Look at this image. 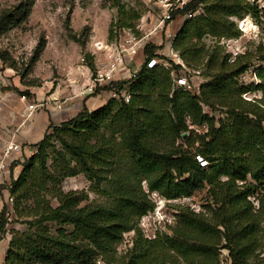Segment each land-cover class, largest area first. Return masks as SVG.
Here are the masks:
<instances>
[{"label":"trees","instance_id":"trees-1","mask_svg":"<svg viewBox=\"0 0 264 264\" xmlns=\"http://www.w3.org/2000/svg\"><path fill=\"white\" fill-rule=\"evenodd\" d=\"M200 5L204 14L185 21L173 40L174 49L186 62V54L194 51V39L206 33L239 35L228 17L240 18L248 12L258 17L257 6L244 0H194L185 12ZM116 6L123 14V6ZM137 18L134 13L121 20V25L132 28L128 21ZM17 23L12 17H3L0 30ZM155 50V45L146 44L137 72L127 81H113L108 86L118 95L126 87L128 102L122 96L110 98L101 108L89 111L83 106L75 116L50 124L52 134H44L36 144L37 152L25 159L19 176L11 180L10 193L16 198V214L26 212L32 219L26 221V231L13 233L3 264H95L99 257L105 264H180L179 257L184 264H215L222 240L229 264H249L250 258L258 256V249L264 254V198H259L256 210L248 199L264 190V66L257 71L261 100L246 101L241 97L245 88L236 82L247 70L246 64L237 57L228 63L226 55L218 57L214 50L206 60V68L214 72L195 95L174 85L170 72L178 66L147 67L157 57ZM261 60L264 62V56ZM114 84L118 88L111 89ZM201 103L210 110L224 109L226 119L216 121L204 114ZM187 120L192 125L204 124L207 130L203 135L185 136L184 144H176L188 131ZM51 136L62 149L52 157L53 164L61 165L59 178L83 172L108 202L79 206L80 198L60 190L56 206L39 198L29 183L37 171L46 174ZM71 161L74 167H70ZM123 161L128 165L125 168ZM124 169L125 174L119 175ZM131 180L135 185H130ZM205 186L206 212L179 208L171 234L152 240L143 237L137 223L154 208L150 193L178 199ZM28 199L33 200L32 205L25 207ZM5 210L4 206L0 211V240L5 232ZM132 230L136 235L127 256L115 258L123 233Z\"/></svg>","mask_w":264,"mask_h":264},{"label":"rangeland","instance_id":"rangeland-1","mask_svg":"<svg viewBox=\"0 0 264 264\" xmlns=\"http://www.w3.org/2000/svg\"><path fill=\"white\" fill-rule=\"evenodd\" d=\"M244 1L249 5H255L256 2V0ZM116 4L123 6V14L119 13ZM152 6L153 0H0V19L12 17L18 20L17 25H11L4 31L0 30V211L4 206L6 208L5 232L1 233L0 240L6 250L4 254L0 251V264L4 262L13 233L26 231V221L32 219L25 215L26 212L21 216L16 214V198L10 193V184L12 179L15 180L19 176L25 159L37 152L36 144L42 138L35 144L18 142L17 138L21 128L32 120L31 118L38 110L48 105L56 108V104H63L66 100L72 101L74 98H82L84 101L88 97L95 96L99 90L108 89L109 85L99 86L93 89V92L89 88L90 77L102 64L106 50H98L96 44L100 42L109 48L119 35L123 36L128 30H134L141 16L147 12L148 7ZM134 13L138 14V18L128 21L134 26L132 28L122 26L121 20H126ZM187 13L174 18L166 26V30L155 32L147 38L148 43L146 44L156 46L158 66L167 69L173 68V65L178 66L177 69H171L172 81L175 77H184L194 87V94L199 95L200 86L208 82L209 74L214 72L206 68L207 56L217 47L215 51L218 57L226 55L228 63L234 62L237 57L239 62L246 64L247 70L236 79L237 86L245 88L246 91L241 94L244 100L258 103L263 96L262 92L257 89L260 84L257 71L264 66L261 60L264 56V18L254 17L249 12L242 13L240 18L228 17L234 22L239 35L227 37L225 35L212 36L206 33L199 39H194L192 41L195 45L194 51L186 54L188 60L186 62L181 52L174 49L173 43L171 46L170 37L167 38L164 32L168 30L177 35L185 21L204 14V6L200 5L193 10L194 15L191 17L187 16ZM241 18H251L257 27L249 26L251 28L249 34L241 32L235 23L236 19ZM243 55L245 58H241ZM137 59H140L142 64L143 52H139ZM136 63H139V60ZM119 82L124 81L119 80ZM110 88H118V85L114 84ZM196 89H198L197 92ZM53 93L56 95L51 97ZM118 93L119 95L115 93L116 95H111L110 98L118 99L124 93L128 95L127 88L124 87ZM22 95H25L28 101H44L45 104L40 106L36 112L28 115L26 102L21 99ZM101 107L96 108L94 105L89 111ZM201 107L204 114L213 116L216 121L226 119L224 109L210 110L202 103ZM187 126L186 137L203 135L207 130L204 124L192 125L188 120ZM52 131V128L48 127L45 134H52ZM185 136L182 134L176 140V144H184L182 139ZM12 141L21 144V148L6 153V146ZM49 146L45 164L46 174L42 175L40 171H37L33 181L29 183L34 192L39 194L41 200L44 198L52 206H56L55 196L60 190L80 198L79 206L108 202V198L92 187L83 172L60 179L58 173L61 167L60 162L57 163L60 165L58 169L59 165L53 164L52 157L62 150L61 145L56 137L51 136ZM62 153L65 152L62 151ZM197 160L200 158L197 157ZM123 165L124 168L128 166L126 161H123ZM74 166L75 162L71 161L70 167ZM125 170H120L118 174L124 175ZM135 183L133 180L130 181V185H135ZM141 187L147 192L144 181L141 182ZM206 190L205 186L190 197L169 200L156 192L150 193L149 199L154 204V208L139 218L137 223L143 237L152 240L158 235L171 234V229L177 226L176 214L179 208L188 207L195 213L206 212L203 207L208 202ZM259 198H264V190H261L258 195L248 197L255 210L259 207ZM32 201L28 199L24 206H31ZM49 226L52 231L55 230L53 224ZM135 235L133 230L123 233L121 242L115 248V258L120 260L125 257V254L127 256ZM261 243L263 244L264 241ZM224 244L222 240L216 249L215 264H229L228 250L222 247ZM256 254H258L257 257L249 259V264H264L263 250L258 249ZM178 261L184 264L180 257ZM116 263L111 262V264ZM95 264H105V262L99 257Z\"/></svg>","mask_w":264,"mask_h":264},{"label":"built area","instance_id":"built-area-1","mask_svg":"<svg viewBox=\"0 0 264 264\" xmlns=\"http://www.w3.org/2000/svg\"><path fill=\"white\" fill-rule=\"evenodd\" d=\"M193 1L194 0H153V6L151 8L148 7L147 12L141 16L138 24L134 27V30H128L123 36L119 35L116 41H114V44L109 48L98 42L96 44L97 49L103 51L106 50L102 64L95 69L94 74L90 77V91L93 92V89L102 85H110L113 81H126L127 78H131L136 72L133 71V68L136 66L138 54L143 51L145 44L148 43L147 38L155 32H161L163 29L166 30V26H168L174 18L179 17L182 14L185 15V9ZM255 5L258 9V18H264V0H256ZM193 15V11H188L187 16L191 17ZM235 23L241 32H247V34L251 33V28H249V26L252 25L253 27H257L256 23L254 24V21L251 18L236 19ZM164 33L167 38L170 37L169 41L172 46L176 35L170 33L168 30ZM156 58L157 57H154L148 61V68H152L157 64L158 61ZM123 71H127V73H129L128 76H121ZM173 82L175 86L182 87L184 90L194 93V87L191 86L184 77H175ZM195 91L197 92L198 89ZM21 97V99L26 102V113H28V115L36 112L40 106H44L45 104L44 101H28L25 95H22ZM122 98L125 102H128L129 95L124 93ZM61 107V103L56 104L57 109H60ZM20 148L21 144L12 141V143L6 146L5 152L17 151L20 150ZM198 161H200L201 164L203 163L201 159ZM9 200L11 202L12 198L10 197Z\"/></svg>","mask_w":264,"mask_h":264},{"label":"crops","instance_id":"crops-1","mask_svg":"<svg viewBox=\"0 0 264 264\" xmlns=\"http://www.w3.org/2000/svg\"><path fill=\"white\" fill-rule=\"evenodd\" d=\"M138 60L139 63H136L135 68H133L134 72L140 67V59H137L136 62ZM128 74L129 73H127V71H123L121 76H128ZM113 94L114 92L112 90L103 89L99 90V93L95 96L88 97L84 101H82V98H74L72 101L66 100V102H63L60 109H56L52 107V105H48V107L38 110L33 118H31L32 120L27 122V124L23 127L21 126L22 128L17 138L19 140L18 142L35 144L43 137L50 124H57L75 116L82 110L83 106H85L88 110H91L90 107L94 105H96V108L101 107L111 97V95L113 96ZM51 95V97H54L56 94L53 93ZM5 250V246H3L0 241L1 254H4Z\"/></svg>","mask_w":264,"mask_h":264},{"label":"water","instance_id":"water-1","mask_svg":"<svg viewBox=\"0 0 264 264\" xmlns=\"http://www.w3.org/2000/svg\"><path fill=\"white\" fill-rule=\"evenodd\" d=\"M186 134L185 133H183V136H185Z\"/></svg>","mask_w":264,"mask_h":264},{"label":"bare ground","instance_id":"bare-ground-1","mask_svg":"<svg viewBox=\"0 0 264 264\" xmlns=\"http://www.w3.org/2000/svg\"><path fill=\"white\" fill-rule=\"evenodd\" d=\"M249 26V25H248Z\"/></svg>","mask_w":264,"mask_h":264}]
</instances>
